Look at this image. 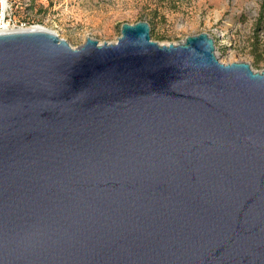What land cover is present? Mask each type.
I'll return each instance as SVG.
<instances>
[{
    "label": "water",
    "instance_id": "water-1",
    "mask_svg": "<svg viewBox=\"0 0 264 264\" xmlns=\"http://www.w3.org/2000/svg\"><path fill=\"white\" fill-rule=\"evenodd\" d=\"M150 34L0 32V264H264V69Z\"/></svg>",
    "mask_w": 264,
    "mask_h": 264
},
{
    "label": "rangeland",
    "instance_id": "rangeland-1",
    "mask_svg": "<svg viewBox=\"0 0 264 264\" xmlns=\"http://www.w3.org/2000/svg\"><path fill=\"white\" fill-rule=\"evenodd\" d=\"M10 25L40 26L72 47L87 37L113 43L122 23L147 21L159 44L205 32L223 63L264 69V0H0Z\"/></svg>",
    "mask_w": 264,
    "mask_h": 264
},
{
    "label": "bare ground",
    "instance_id": "bare-ground-1",
    "mask_svg": "<svg viewBox=\"0 0 264 264\" xmlns=\"http://www.w3.org/2000/svg\"><path fill=\"white\" fill-rule=\"evenodd\" d=\"M29 28H37L40 29H47V28H44V27H40V26H33V27H29ZM29 28H22V27H15L14 25H10L9 23H5V26H4V29L0 30V32H6V31H12V30H16V29H29Z\"/></svg>",
    "mask_w": 264,
    "mask_h": 264
},
{
    "label": "built area",
    "instance_id": "built-area-1",
    "mask_svg": "<svg viewBox=\"0 0 264 264\" xmlns=\"http://www.w3.org/2000/svg\"><path fill=\"white\" fill-rule=\"evenodd\" d=\"M7 9L4 7L0 8V30L4 29L5 23H9L7 18H6V12Z\"/></svg>",
    "mask_w": 264,
    "mask_h": 264
}]
</instances>
